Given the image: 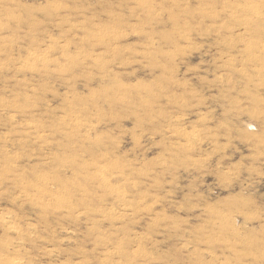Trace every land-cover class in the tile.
<instances>
[{
	"label": "rangeland",
	"instance_id": "374dc122",
	"mask_svg": "<svg viewBox=\"0 0 264 264\" xmlns=\"http://www.w3.org/2000/svg\"><path fill=\"white\" fill-rule=\"evenodd\" d=\"M0 264H264V0H0Z\"/></svg>",
	"mask_w": 264,
	"mask_h": 264
}]
</instances>
